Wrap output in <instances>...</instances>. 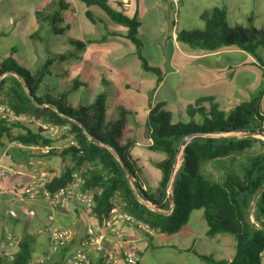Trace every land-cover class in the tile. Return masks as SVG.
<instances>
[{"label": "trees", "instance_id": "16d2710c", "mask_svg": "<svg viewBox=\"0 0 264 264\" xmlns=\"http://www.w3.org/2000/svg\"><path fill=\"white\" fill-rule=\"evenodd\" d=\"M78 1L87 7L98 6L114 23L126 27V38L134 45L142 70L153 73L157 82L160 81L161 71L150 67L142 55V43L137 34L139 23L135 18L112 9L108 0ZM56 7V12L66 8L61 0ZM56 12L47 15L39 11L36 16L48 23L50 32L61 34L63 29L56 27ZM200 18L204 22L203 29L178 32L176 41L179 44L203 53L236 48L255 58L264 69V58L257 55V49L264 46L263 30L251 23L229 26L223 8L204 11ZM74 44L82 47L81 43ZM54 59H45L34 72L12 60L0 64V92L4 97L0 102L8 104L15 113L68 125L73 134L77 146H67L61 153L51 150L45 154L59 156L62 160L66 156L70 160L63 171L52 177L47 185L50 192L65 187L71 174L83 168L81 189L94 191V196L90 210L79 204L71 207L80 214L81 220L89 215L96 223L100 222L113 208L115 197L125 203L135 219L154 231L171 235L188 223L193 211L202 210L206 234H229L235 243L230 261H216L194 253L200 261L205 264H261L264 253V141L255 136L264 137V113L260 108L264 72L261 87L228 112L211 102L203 106L200 100L187 108L186 113L192 121L172 124L170 114L161 105H155L143 124L136 113L122 105H115L106 114L104 105L109 82L104 79L102 90L89 106L68 104L65 97L73 88L58 98L46 94L38 96L37 90L49 74ZM57 59H64V56L59 55ZM196 62L201 65L204 61L198 59ZM196 115L200 116L199 122L193 120ZM13 127L21 126L0 122V138L8 135ZM134 129H139V133L135 134ZM188 135L194 136L181 147V141ZM15 138L24 145L50 143L40 137L38 131L26 130ZM148 140V150L162 155L161 159L152 160L157 170L154 179L147 169L145 173L143 164L132 154L136 142ZM255 148L259 152L251 153ZM204 175L213 180H207ZM138 200L149 204L151 209ZM29 260L30 250L21 245L6 264H27Z\"/></svg>", "mask_w": 264, "mask_h": 264}, {"label": "crops", "instance_id": "0c3cea01", "mask_svg": "<svg viewBox=\"0 0 264 264\" xmlns=\"http://www.w3.org/2000/svg\"><path fill=\"white\" fill-rule=\"evenodd\" d=\"M58 1L0 0V64L12 60L18 66L34 72L45 59L55 58L49 67L44 84L54 78L51 75L52 66H55V72L59 74H55L57 77L67 76L68 69L59 72L58 68L64 69L69 66L77 68L81 82L74 87L75 89L79 86L86 87L85 80L88 82L92 80L94 83L102 81V75L95 67L103 65L101 68L109 77L104 79L109 82L108 95H112L116 101L109 111L115 105H122L136 113L143 124L150 109L155 105H161L162 109L170 114L172 124H187L192 121L186 116L190 105L202 100L203 106L207 107L211 102L220 110L228 112L236 105L247 101L249 96L261 87L264 69L252 56L236 48H223L213 53L199 52L179 44L176 41V34L180 31L203 29L204 22L200 15L213 8L224 9L229 26H246L251 23L264 31V0H108L112 9L128 18H135L139 23L137 34L142 43L144 59L150 67L165 71L159 82L156 75L142 70L136 49L126 38L128 32L126 27L114 23L98 6L87 7L78 0H61L66 8L56 12ZM39 11H44L47 15L56 12L58 20L56 27L63 29V32L61 34L50 32L48 23L36 16ZM86 13L90 16L88 17ZM51 36L65 37L56 39L53 43L54 39ZM65 40L70 44L69 50H63ZM75 42L81 43L82 47H76ZM263 48L264 46L257 51ZM59 55H63L64 59H57ZM198 59L203 60V64H197ZM163 66L166 70H162ZM182 72H185V77L187 80L190 79V83L197 81L195 85L193 84L196 90H192L194 87L177 88L182 80L180 78ZM187 74L189 75L186 76ZM167 79L170 80L171 88L175 86L176 92L174 97L168 99L161 93ZM45 94L58 98L62 93L48 92L38 96ZM65 99L74 107L91 105H74L69 102L68 94ZM260 108L264 113V95ZM193 120L199 122L201 119L196 115ZM18 126L21 127L11 128L8 135L0 138V162L17 171L14 177L0 178V243L7 234H10L14 241L11 250L13 256L18 253L21 245H26L30 250V259H34L42 256L47 250L46 227L68 228L73 231V239L69 245L58 251L51 263L68 264V259L80 249L79 244L85 235L87 221L94 225H99V222L96 223L89 215L81 220L80 214L71 210V207L56 211L53 220L50 221L48 219L50 211L46 204L19 203L14 200V195L23 192L35 173L58 175L64 166L70 163L66 156L62 160L59 156L42 155L36 149L43 146L24 145L15 137L25 134L26 130L38 131L40 137L53 140L46 146L56 153L63 152L67 147L65 138L60 140L49 138L33 124L29 127ZM134 132L139 133V129H134ZM236 135L241 136L238 133ZM148 142L150 140L136 142L132 154L142 164L144 162L143 166L154 179L157 170L153 167L152 160L161 159L162 155H152L148 150ZM11 214H14V217ZM202 214L199 215L201 220L196 218L197 229L189 227L187 223L177 233L171 235L158 233L154 237H149L139 230L126 228L121 244L115 239L108 241V247L119 253L115 264H127L123 260L122 252L132 244L139 257L137 264H157L160 261L157 250L165 255L161 257L163 264H205L194 253L201 255L209 251L220 253L221 249L218 246L221 245L222 250H225L224 246H231L233 243L226 238L215 239L217 235L208 236ZM88 254L92 257L91 264H97L96 258L93 257L94 252L88 251ZM232 256L225 260L230 261ZM8 261L10 260L7 257L0 255V264H6Z\"/></svg>", "mask_w": 264, "mask_h": 264}, {"label": "built area", "instance_id": "2783aa9c", "mask_svg": "<svg viewBox=\"0 0 264 264\" xmlns=\"http://www.w3.org/2000/svg\"><path fill=\"white\" fill-rule=\"evenodd\" d=\"M0 122L7 125L34 124L49 138H55L54 136L59 131L69 132L68 125L59 127L50 123L37 122L32 115L15 113L8 104L2 102H0ZM67 135L70 134L68 133ZM66 144L67 146H77L71 135L66 138ZM50 149L47 146H43L37 148L36 151L45 155ZM15 175H17V171L13 167L3 165L0 162V178L14 177ZM52 177V175L46 172L35 173L25 186L23 192L14 195V200L19 203L42 202L46 204L50 211L48 216L50 221L53 220V214L56 211L66 210L75 204L82 205L86 210H90L93 207V194L90 191H83L81 189L84 180L77 172L71 174V179L65 187L55 192H50L47 189V185L50 183ZM139 202L151 209L149 204L141 200ZM11 216L14 217V214H11ZM133 227H138L150 236H154L156 232L147 225H142L131 217L119 213L116 208H112L107 216L101 217L99 226L87 221L85 235L79 244L80 249L68 259L67 263L91 264L92 257L88 254V251H93V257L96 258L97 264H115L119 253L115 249L108 247V241L115 239L121 244L125 236V229H133ZM45 233L48 236L47 250L42 256L30 259L27 264H51L58 251L69 245L73 239V231L68 228L48 226L45 228ZM13 245L14 241L11 235L7 234L0 243V255L12 260L13 254L11 250ZM122 256L127 264H137L139 261L133 244L131 247L123 250Z\"/></svg>", "mask_w": 264, "mask_h": 264}, {"label": "rangeland", "instance_id": "374dc122", "mask_svg": "<svg viewBox=\"0 0 264 264\" xmlns=\"http://www.w3.org/2000/svg\"><path fill=\"white\" fill-rule=\"evenodd\" d=\"M59 9V8H58ZM62 10L59 9V12H61ZM45 26H47L46 24H44ZM41 34V31L40 33ZM54 40H53V43L54 41L57 39H64L65 36L62 37H59V36H56L55 38L53 36H51ZM63 50H69L71 47H70V44H68L65 41H63ZM260 48V47H259ZM257 55L261 58H264V48L263 49H259L257 51ZM15 63V62H14ZM101 67H104L103 65L101 66H96V70L98 73H100L102 75V79H108L109 77L107 76V73H105L103 71V69ZM25 68V67H23ZM68 69V75L65 76V77H57L55 76V74L59 75L57 72H55V66H52L51 67V75L52 77L54 78H51L49 80V82L47 83H43L42 85L39 86L38 90H37V95H41L42 93H52L54 92L55 94H61L63 92H65L66 90L70 89V88H73L69 93H68V100L69 102H71L72 104L74 105H77V104H81V105H89V104H92L96 98V96L99 94L100 90L102 89V84H101V81L99 82H92V80H90L88 82V80H85V83L87 84L86 87H81L79 86L78 88H74L76 85H80V79L78 78V72H77V68H72V67H64V69L62 67H59L58 70L59 72H61L60 70H67ZM162 70H166V67H162ZM162 73V76L165 74V71H161ZM189 74H187L186 76H188ZM101 78V77H100ZM180 78L182 79L180 82H179V85L177 86V88H183V89H189L192 87H194L195 83L197 82L196 80H194L193 82L190 83V79L187 80V77H185V72H182L180 73ZM169 79H167V83L165 85L164 88H162L161 90V93H163L164 95L167 96V99L169 97H174V94H176L175 92V86L171 88V86H169ZM95 84V86H94ZM97 84V86H96ZM194 84V85H193ZM55 86V87H54ZM55 88V89H53ZM133 89V88H132ZM192 90H196V87H194ZM140 92V91H139ZM3 95L2 93L0 92V99H3ZM115 99L113 98L112 95H108L107 98H106V101H105V112L106 114L108 113L109 109L114 105L115 103ZM28 115H31V114H28ZM33 116V115H32ZM186 116L189 117L188 114H186ZM35 118V120L37 122H40V123H50L52 125H57L59 127H62L64 125H58V124H55V123H52V122H48V121H45V120H42V119H37L35 116H33ZM190 118V117H189ZM191 119V118H190ZM179 121L182 122V120L179 119ZM34 125V124H33ZM24 126H28L29 127V124H26ZM69 134L73 137V134L70 132V130H68ZM67 131H59L58 134H56L54 137L56 140H59L60 139H66L68 136L70 135H67L68 134ZM259 139H262L264 141V137H257ZM50 142L53 141L51 139H48ZM256 153V152H259V149L255 148L253 149V151H251V153ZM152 155L154 156H157V155H160V153H155V152H151ZM142 164V162H140ZM181 163V158H180V162H179V165ZM144 164V162H143ZM178 165V166H179ZM144 170H145V173L146 172V168L144 167ZM211 170V169H209ZM84 171V169L82 168L81 170H79L78 174L81 175V173ZM143 175H144V172H143V169H142V175H141V179H143ZM214 175H216V173H214ZM82 177V176H81ZM204 177L209 180V181H212L213 179H209L208 177H206L204 175ZM92 192L93 196H94V191H90ZM139 201V200H138ZM140 204L144 205L147 209H149L148 206H146L145 204L139 202ZM112 204H113V208H116L117 211L121 214H125L126 216L128 217H131L132 219H134L136 222L142 224V225H147L146 223H144L143 221L141 220H137L134 218V216H132L129 212V210L127 209L126 205L124 202L122 201H119L117 200V198H113L112 199ZM202 213V210H197V211H193L191 214H190V218H189V222H188V226L189 227H194L195 229H197V222H196V218H199L200 220L202 219L201 217H199V215ZM96 222V220H95ZM96 226H99V225H96ZM133 229H136V230H139L140 233H142L143 235H147L145 234L141 229H139L138 227H133ZM159 232L156 231L155 232V235L158 234ZM154 235V236H155ZM31 236V235H30ZM150 236V235H149ZM154 236H151V237H154ZM222 238H226L228 240H231L232 243L234 244V239L232 236H230L229 234H219L216 236L215 239H222ZM231 245V246H224V249L225 250H222V246H218L219 249H221L220 253H215L214 251H209V252H205V253H202V254H205L206 256H209L211 257L212 259H223L225 260L228 256H232L233 253H234V245ZM158 254H159V258H160V261L157 262V264H163V261L161 260V257H164L165 255H162L161 251L157 250ZM230 254V255H229ZM232 254V255H231ZM168 256V255H166ZM169 257V256H168ZM261 264H264V253L262 255V260H261Z\"/></svg>", "mask_w": 264, "mask_h": 264}, {"label": "water", "instance_id": "95a60500", "mask_svg": "<svg viewBox=\"0 0 264 264\" xmlns=\"http://www.w3.org/2000/svg\"><path fill=\"white\" fill-rule=\"evenodd\" d=\"M194 135H188L186 137L183 138V140L181 141V147H184L186 145V143L193 137Z\"/></svg>", "mask_w": 264, "mask_h": 264}]
</instances>
